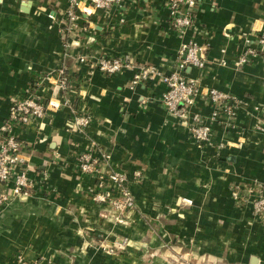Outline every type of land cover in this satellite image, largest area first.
Wrapping results in <instances>:
<instances>
[{
  "label": "crops",
  "instance_id": "obj_1",
  "mask_svg": "<svg viewBox=\"0 0 264 264\" xmlns=\"http://www.w3.org/2000/svg\"><path fill=\"white\" fill-rule=\"evenodd\" d=\"M167 2L123 0L82 14L87 29L71 39L68 57L58 31L68 0H0V125L12 102L40 80V94L57 105L40 124L14 128L35 187L0 207V264H11L18 251L44 256V264H264V224L252 209L264 189V52L235 65L245 37L259 50L264 0H199L183 35L173 28ZM190 40L205 47L208 62L184 74L198 78L203 90L216 87L245 104L235 127L214 124L203 146L165 108L159 78L132 85L134 69L89 74L74 58L129 55L169 73ZM62 65L71 70L69 92L55 86ZM197 102L207 114L209 103ZM74 111L92 115L84 130L73 125ZM87 149L108 152L126 173L135 207L125 222L92 199L95 179L77 160ZM125 236V249L107 251Z\"/></svg>",
  "mask_w": 264,
  "mask_h": 264
},
{
  "label": "built area",
  "instance_id": "obj_2",
  "mask_svg": "<svg viewBox=\"0 0 264 264\" xmlns=\"http://www.w3.org/2000/svg\"><path fill=\"white\" fill-rule=\"evenodd\" d=\"M122 1L68 0L66 8L62 11L63 18L60 27H58L63 40L65 56H73L71 39L74 35L87 29L80 23L82 14L89 16L96 10L109 9ZM198 3L199 0H168L169 19L179 35H183L194 25ZM49 16L55 18L52 14ZM258 43L264 50V32L259 35ZM259 54L250 39L245 37L243 49L235 65L237 67L243 65ZM74 58L80 65H87L89 74L98 70L104 75H113L125 69H134L132 85L159 78L166 87L161 97L165 108L176 117L186 121L191 136L201 146L209 143L214 124L224 125L228 129L235 127L233 118L237 111L245 106L240 99L216 87H206L203 90L198 78L184 74L187 67L203 69L208 62L205 47L195 40L180 45L177 66L169 73L162 72L154 65L137 64L129 55L100 54L93 56L80 52ZM221 63L225 64L226 61L221 60ZM55 76V86L58 89L69 92L73 88L71 70L67 65H62L57 69ZM41 82L42 80L28 87L24 98L12 102L7 119L0 125V207L9 205L18 197L28 196L35 187L29 174V165L22 151L25 146L24 142L14 133V128L33 121L40 124L48 108L57 107L40 94ZM200 99L206 104L209 103L210 110L207 114L197 107V100ZM255 109L258 110L259 107L256 106ZM74 115L73 125L78 130H84L92 119L89 112L74 111ZM110 157L106 151H100L99 155L92 149H87L79 153L78 167L83 174L91 175L95 179L94 188L90 191L92 199L98 204L107 205L114 220L123 223L129 211L135 207V198L126 173L114 167ZM139 175L140 173H136V176ZM258 190V194H255L256 197L252 201V209L264 224V189L261 186ZM129 242V238L125 236L113 241L111 245L108 244V247L107 244L104 247H107V251H113L115 247L125 249ZM46 260L44 256L31 259L23 251H18L13 254L11 264H44Z\"/></svg>",
  "mask_w": 264,
  "mask_h": 264
},
{
  "label": "trees",
  "instance_id": "obj_3",
  "mask_svg": "<svg viewBox=\"0 0 264 264\" xmlns=\"http://www.w3.org/2000/svg\"><path fill=\"white\" fill-rule=\"evenodd\" d=\"M258 52L261 54L262 52H264V50H262V49L259 47Z\"/></svg>",
  "mask_w": 264,
  "mask_h": 264
},
{
  "label": "rangeland",
  "instance_id": "obj_4",
  "mask_svg": "<svg viewBox=\"0 0 264 264\" xmlns=\"http://www.w3.org/2000/svg\"><path fill=\"white\" fill-rule=\"evenodd\" d=\"M127 218H128V216H127ZM127 218H126V219H127ZM118 240H120V239H118ZM129 243H130V242H129Z\"/></svg>",
  "mask_w": 264,
  "mask_h": 264
}]
</instances>
